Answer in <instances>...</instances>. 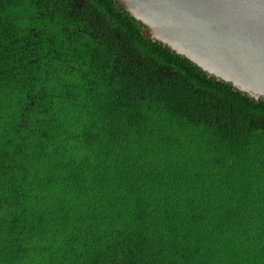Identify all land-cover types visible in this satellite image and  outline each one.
Returning a JSON list of instances; mask_svg holds the SVG:
<instances>
[{
	"label": "trees",
	"instance_id": "16d2710c",
	"mask_svg": "<svg viewBox=\"0 0 264 264\" xmlns=\"http://www.w3.org/2000/svg\"><path fill=\"white\" fill-rule=\"evenodd\" d=\"M0 264H264V101L113 0H0Z\"/></svg>",
	"mask_w": 264,
	"mask_h": 264
},
{
	"label": "water",
	"instance_id": "95a60500",
	"mask_svg": "<svg viewBox=\"0 0 264 264\" xmlns=\"http://www.w3.org/2000/svg\"><path fill=\"white\" fill-rule=\"evenodd\" d=\"M162 45L207 77L264 101V0H113Z\"/></svg>",
	"mask_w": 264,
	"mask_h": 264
}]
</instances>
